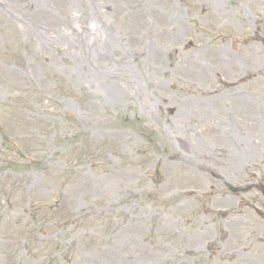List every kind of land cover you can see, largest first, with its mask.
<instances>
[{"label": "rangeland", "instance_id": "obj_1", "mask_svg": "<svg viewBox=\"0 0 264 264\" xmlns=\"http://www.w3.org/2000/svg\"><path fill=\"white\" fill-rule=\"evenodd\" d=\"M253 24L244 0H0V264H264V201L225 186L264 182Z\"/></svg>", "mask_w": 264, "mask_h": 264}, {"label": "flooded vegetation", "instance_id": "obj_2", "mask_svg": "<svg viewBox=\"0 0 264 264\" xmlns=\"http://www.w3.org/2000/svg\"><path fill=\"white\" fill-rule=\"evenodd\" d=\"M256 6L259 8L260 11V19L264 17V0H254ZM259 36V44L264 46V24H260V29L257 31Z\"/></svg>", "mask_w": 264, "mask_h": 264}, {"label": "bare ground", "instance_id": "obj_3", "mask_svg": "<svg viewBox=\"0 0 264 264\" xmlns=\"http://www.w3.org/2000/svg\"><path fill=\"white\" fill-rule=\"evenodd\" d=\"M231 89H234V88H231ZM229 90V89H228ZM218 95V89H213L209 92H205V94H203V97L207 98V99H213L215 97H217Z\"/></svg>", "mask_w": 264, "mask_h": 264}]
</instances>
